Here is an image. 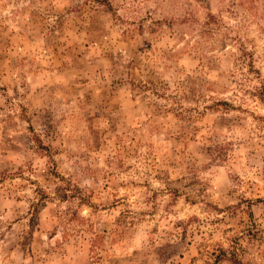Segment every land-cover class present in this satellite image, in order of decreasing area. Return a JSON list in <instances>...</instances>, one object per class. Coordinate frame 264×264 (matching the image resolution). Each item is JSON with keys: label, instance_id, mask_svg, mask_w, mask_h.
<instances>
[{"label": "rangeland", "instance_id": "374dc122", "mask_svg": "<svg viewBox=\"0 0 264 264\" xmlns=\"http://www.w3.org/2000/svg\"><path fill=\"white\" fill-rule=\"evenodd\" d=\"M0 264H264V0H0Z\"/></svg>", "mask_w": 264, "mask_h": 264}]
</instances>
